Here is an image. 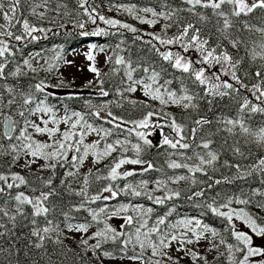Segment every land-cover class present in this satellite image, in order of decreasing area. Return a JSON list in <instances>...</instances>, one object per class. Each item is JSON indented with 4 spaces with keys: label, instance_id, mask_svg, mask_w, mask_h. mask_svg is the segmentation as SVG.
Returning <instances> with one entry per match:
<instances>
[{
    "label": "snow or ice",
    "instance_id": "obj_1",
    "mask_svg": "<svg viewBox=\"0 0 264 264\" xmlns=\"http://www.w3.org/2000/svg\"><path fill=\"white\" fill-rule=\"evenodd\" d=\"M182 2L188 6L186 11L196 17V22L174 20V17H177L185 9L171 8L167 0H163L160 5L162 10L159 12L152 7L140 9L144 13H150V19L140 16L136 12L135 5L131 7L118 6L144 24L156 25L160 19L173 21V23L163 25L161 29L163 34L147 33L151 39L145 43L155 51L162 61L167 62L172 69L181 73V76L174 77L179 81L178 88L172 87L173 79H163L161 82L162 73H167V69L163 65H161L160 70H157L152 64H148V66L136 64L134 66L130 58L126 59L125 56L115 55L114 66L108 72L102 73L96 66V56L93 54L97 45L91 44L89 51L85 53L86 59L90 62L88 71L95 75L100 85L99 95L101 97L110 95L103 86L105 81L102 76L123 73L120 80L121 86L114 89L118 99L101 104L90 115L113 125V129H123L126 125H132V127L127 128V132L129 135L135 133V136L142 143H131L127 138L116 139L111 143H105L101 149L100 140L111 136L113 130L94 127L80 112L72 111L69 115V109L66 105L63 106L64 115H58L59 107L49 102L54 93L47 91V89L64 86L63 74H61L60 82L57 85H51L45 80H40L38 83L29 84L27 91L18 90L15 85H5L3 91H0V108L13 109L15 107L16 113L20 117L19 120H15L11 115L4 116V138L9 141L14 138L20 143H10L7 150L0 143V156H11V160L8 162L9 173L0 172V199L6 197L0 203V219L6 217L12 223V229H8L4 223H0V229H4V231H0V238L8 235L16 236L14 229L16 228L17 217L28 220L30 216L29 223L32 227L27 246L37 250L43 249L45 254H48L46 242L58 245L61 250H64L66 248L65 240L70 239L75 241L79 251L67 248L64 254L73 252L74 256L84 261L86 257L91 260V257L88 256L91 253L95 257V264H104L105 259H127L138 262V264H220L221 258L225 256L227 257V264H264V199L256 201L252 199L256 196L264 198V191L259 188L253 189L248 198H244L243 195L228 196L223 202L218 203L213 198L211 203L196 204L197 208H206L207 212H201L200 216L181 217L175 222L169 220L176 211V207L173 205L163 215L157 216L151 226L149 221L154 210L152 207L146 208L143 204L119 203L110 207L105 203L103 206L97 205V208L91 207L97 201L107 202L116 199L121 194L127 195L129 193L133 197L144 196L155 205H164L167 201L181 197V191L168 188L167 181L159 179L155 181L156 187L153 191H159L163 188L165 189L163 196H154L151 191H148L149 181L146 179L141 180L138 185L125 183L121 186L115 183L118 180H127L128 177L136 174L131 170H122L124 165H141V171L144 173L154 170L153 163L142 158V153L146 148H160L166 145L174 150L169 153L170 156L180 155L184 160L195 158L198 162L192 165L176 160H169L167 164L170 169L184 168L191 173L190 176L180 175L169 178L172 183L187 180L192 186L203 183V181L197 180V173L207 176L212 181V177L208 175V169L217 170L215 165L220 161L221 155L220 152L212 150L214 143L212 137L219 132L225 131L232 137L239 134L252 138L254 143L264 148V126H260L258 130H253L247 123V118L251 115L264 114V64L255 67L254 71L246 70L241 75V65H246V59L239 55L243 46L245 56L250 57L251 61L254 62L257 58L264 60V26L256 27L247 19L240 20L242 17H251L257 10H260L261 14L264 15V0H182ZM20 3L21 0H0V18L4 21V23H0V81H6L9 75L13 78L26 75L19 64L9 69V64L12 63L9 57L15 55L12 50V40L20 42L28 37L36 40L38 37L34 33L52 31L51 28L45 29L30 23L27 18H17ZM49 3L50 0H41L40 3H35L31 8V14L39 20L45 19L49 10ZM77 4L83 10L82 14L92 24H95L99 19L105 25L112 27L118 25L132 33L139 31L130 24L98 14L96 8L92 7L90 0H77ZM38 8H42L44 11L38 12ZM60 8L66 9L67 6L61 4L52 10L59 12ZM201 9L210 10V12L206 13ZM63 14L70 15L67 11ZM53 22H55L54 19ZM238 22L239 28H237ZM174 25L177 28L176 33L168 36V30ZM17 26L21 30L19 35L12 30ZM75 26L85 29V22L78 21ZM60 27H64V24H61ZM241 30L259 33V41L254 40L251 48H249L241 37L234 35V32ZM213 32L217 35L214 36ZM108 34L105 29L99 27L80 33L81 36L85 37ZM135 39L142 40L143 37L137 35ZM154 41L158 42L160 46H164L166 50L162 51L161 47L157 46ZM225 41L231 49L236 50L235 53L229 50L224 43ZM172 45L179 46L182 51H173L169 47ZM116 47L119 49L120 45L118 44ZM99 50L104 51L103 48ZM191 51L198 53L197 58L193 59L185 55ZM36 57H41V53H35L33 59ZM55 61L57 63H50L45 60L47 67L41 65L40 69L33 67L29 59H24L23 65L27 66L32 73L39 70L51 73L53 70L59 71L58 62L62 61L67 66L74 64L73 61L67 60L60 54H57ZM107 62L113 63V57L108 56ZM213 67H217L216 72L211 71ZM6 69H8L7 72ZM141 71L146 78L134 76L135 73ZM224 77H228V79H224ZM185 80L190 81L200 90H192L185 83ZM92 83L93 81H89L88 85L91 86ZM242 90L250 95H245ZM138 91L142 92L144 97L158 101L161 106H176L185 112L196 113H199L201 100H206L210 106L216 98L236 99V117L217 118L216 124L221 127L212 131L213 120L205 115L192 119V126H189L183 122V118L178 119L170 112H163V107L160 111L148 110L144 112L138 120H125L122 116L113 113L109 107L110 104L122 108L125 102L134 107L141 106L150 109V104L131 99L125 95ZM89 107L92 106L89 104ZM161 116L174 135L164 134L162 143L154 145L152 140L148 138L151 132L144 130L153 128L162 130L164 125L158 120ZM61 124L68 127L62 130ZM237 128L239 133L235 131ZM91 133H96L100 139L85 143L86 137ZM34 134L46 136L47 139H35ZM198 137L200 142L197 144ZM226 143L227 140H225ZM129 145L135 154L134 158L127 156L130 151ZM194 146L202 149L203 154L195 152L194 157L187 155L186 150L192 149ZM232 151L236 155L244 156L240 147H233ZM21 152L24 157L21 167L31 169L38 161H44L38 165L39 171H51L53 175L49 177L37 176L36 181L33 182L19 172H11V167L19 164ZM113 153H120V155L113 157ZM89 156L93 157V163L97 164L105 158L112 157L111 164L106 166L107 174L100 175L98 174L99 170L93 172L92 169H89L87 174L83 176L82 187L78 191L72 189L69 183L67 185L69 193L80 197V202L72 205L69 211H61L60 215L63 218L61 221L50 218L51 214L56 211L52 197L60 194L53 185L57 168L67 167L63 178L60 180V185L64 186L68 177L78 176L81 166L84 165ZM223 166L235 168L236 178L244 179L246 176L252 175L253 172L264 174V157L259 158L255 167L247 172L242 171L239 163L233 164L228 160L223 161ZM90 177L96 181L110 182L96 194L90 196ZM223 182L231 183L232 181L228 177H224ZM34 183H38L42 187H33ZM220 183L222 181L217 179L208 183L207 187L212 188L214 184L219 185ZM261 183L264 184V181ZM22 186L29 190V194L20 190ZM205 195V190L201 188L198 191H191L186 198L189 201H196L204 198ZM217 195L219 194L217 193ZM234 204L245 207H233ZM249 205H252L253 208L249 209ZM10 207L13 209L11 214ZM82 211L87 213V217L83 220H79L71 214ZM129 211L138 215L122 216ZM207 213L220 218L225 227L218 229L204 222L201 217ZM116 217L123 220V224L119 228L110 223ZM41 218L43 224L40 222ZM105 245H116V251L120 255L117 256L116 251L106 248ZM222 247L224 251H221ZM130 250L132 254H129ZM14 251L18 256L19 249L14 250L11 244L8 249L0 246V254L7 253L9 257L8 264H11V256ZM149 252L150 255H146ZM25 255L27 254L25 253ZM210 256L211 259H209ZM48 259L52 264L51 255L48 256ZM17 264H19L18 260Z\"/></svg>",
    "mask_w": 264,
    "mask_h": 264
},
{
    "label": "trees",
    "instance_id": "obj_2",
    "mask_svg": "<svg viewBox=\"0 0 264 264\" xmlns=\"http://www.w3.org/2000/svg\"><path fill=\"white\" fill-rule=\"evenodd\" d=\"M41 0H21L20 6L17 10V18H27L30 23L37 25L38 27H44L45 29L51 28V32L46 33H34L38 37L36 40H32L31 37H28L24 41L17 42L15 40L11 41L12 44V50L15 53L14 57H9V59L12 61V63L9 64V69L14 68L17 64L21 65L23 63V60L28 52H34V51H40L43 54L50 55L52 53H56L62 55L64 58L70 53L71 50L74 48L79 47L81 44L87 42V41H93L97 44H107L111 46V52L110 56L113 57V63H110V65L107 67V69L104 72H108L111 67L114 66V58L115 55H122L125 56V58H130L133 61L134 66L136 64H143L144 66H148V64H152L154 67H156L157 70H160L161 65H163L167 69V73H162L161 81L163 82V79H173V88L179 87V81L177 79H174V77L181 76V73L177 72L175 69H172L167 62L162 61V59L151 49V47L145 43V41H148L151 39L150 36L147 35V33H154V34H163L161 31L159 32H150L148 30H145L142 26L134 23H128L132 25L133 27L137 28L139 31L137 33H132L128 31L127 29L120 28L118 25L116 27H106V25L97 19L96 22L102 23V29H105L109 34L108 35H101V36H81L80 33L82 31L88 30H94V29H87L89 28L92 23L88 20L86 16L82 14L83 10L79 8L77 4V0H50L49 3V10L47 12V16L43 20H39L35 15L31 14V8L35 5V3H40ZM90 3L92 7H95L97 10V13L100 15H104L103 10L101 9V6H96V4H105V3H112L116 5H135L136 9H142L145 7H152L154 9L162 10L160 5L163 3V0H90ZM167 3L171 8H181L185 9V11H181L177 17H174V20H180L181 22L185 21H191L196 22V17L192 16L191 13L187 12V5L182 2V0H167ZM66 5L67 8H60L59 12L53 11L52 9H55L58 5ZM37 11H44L42 8H38ZM67 11L70 13V15H64L63 13ZM206 13L210 12V10H203ZM106 17V16H105ZM53 19L55 22H53ZM247 19L249 23L252 25H255L256 27H262L264 26V15L261 14L260 10H257V12L253 13L251 17H242L240 18L241 21ZM78 21L85 22V29H80L76 27V23ZM0 23H4L3 19L0 18ZM15 23V21H13ZM123 23V22H122ZM168 23H173V21H168ZM61 24H64V27H60ZM237 28H239V22L237 23ZM16 32V34H21L20 27L17 26L15 29H12ZM177 31V28L175 25L168 30L167 35L171 36L175 34ZM137 35H140L143 37L142 40H137L135 37ZM213 35H217L215 32H213ZM234 35L241 37L247 44L249 48L252 46V42L259 41L260 35H257L255 31L247 32L244 30L234 32ZM123 41V43H121ZM154 43L157 44V46L161 47V50H166L164 46H160L158 42L154 41ZM225 45L229 48L230 51L234 52L236 50L231 49L230 45L227 44V41L224 42ZM120 45V48L118 49L116 46ZM173 51H182V49L179 48L177 45L169 46ZM239 55L242 57H245L246 59V65H241V72L240 74L243 75V73L246 70H255V67L259 66L258 64H253L250 61V57L245 56V51L243 50V46L241 51L239 52ZM191 58L195 59V56L192 55ZM264 64V63H263ZM122 67V66H117ZM8 69H6V72ZM212 72L217 71V67L211 69ZM102 72V73H104ZM26 75H22L19 78H13L10 75L8 76V79L6 81H0V91H3V88L5 85H15L18 90L23 89L25 91L28 90L29 84H35L38 83L40 78L37 76V73H32L29 69L25 72ZM186 76V74H184ZM123 76V73L121 72L118 75H111L108 76H102V79H104V88L105 90L109 91L110 95L108 97H101L99 94H89V92L85 93L79 90H73L69 89L66 85L61 86L65 89L62 91V95H58V100H62L65 103H67V107L74 110V111H81L88 115L92 111L96 110L95 105H101L103 103H106L108 101H114L118 99V97L115 95L114 89L116 87L121 86L120 80ZM134 76L137 78L140 77H146L145 74L141 71L138 73H135ZM224 79H228V77H224ZM45 80V79H43ZM47 83V80H45ZM185 83L188 84V86L194 90L199 91V87L192 85L190 81L185 80ZM99 85V83H98ZM100 87V85H99ZM245 95H250L246 91L242 90ZM130 98V97H129ZM251 98V97H250ZM133 99V98H131ZM143 103H147L151 105L150 109H145L141 106L134 107L132 105L124 103V107L117 108L114 104H110L109 107L113 111L114 114H117L119 116H122L125 120H138L141 118L142 114L148 110H154L155 106L153 103L149 101H143L138 100ZM89 104L92 107H89ZM5 111L8 115H14L16 112L15 107L13 109H8L7 107H4ZM107 111V110H106ZM237 112V100L224 97V98H216L212 105H208L206 100L200 101V110L199 113L196 112H170L174 116H176L178 119L183 118V122L186 123L189 126H192V119L199 118L200 115H205L209 119L213 120L212 125V131H215L217 127H221L220 125L216 124L217 118H235ZM93 117V116H91ZM93 126L96 127H103L105 129L113 130V134L104 141H100V148H103V145L105 143H111V139L117 138L119 134H121L122 138H127L131 143H137L141 141L138 140V138L135 136V133H132L129 135L127 132L128 127H132V125H126L123 129H113V125L108 124L106 121L98 120L95 117ZM161 118V117H160ZM162 119V118H161ZM160 119V120H161ZM247 123L250 127H252L253 130H258L260 126H264V114H253L250 117L247 118ZM166 125V124H164ZM207 128V126H206ZM162 136L164 134H170L174 135L170 132V129L167 127V125L163 128ZM148 132H151L152 129L146 130ZM237 133H239V129L237 128L235 130ZM152 140L153 144H159L162 142L155 143L152 139V135L148 137ZM122 139V140H123ZM214 140V143L212 145L213 151L220 152V161L215 165L217 170H213L212 168L208 169V175L212 177V181L214 180H221L222 183L219 185H213L212 188H208V183H212L208 179L207 176H204L200 173L196 174V178L198 181H203V183H198L195 186H192L190 181H187L183 183L179 187H171L173 190H179L181 191V197L179 199H174L172 201H167L164 205H155L152 203V201H149L146 199V197L141 196L140 198H133L131 196H119L115 200H112L109 203H121V202H127L130 201L132 203L140 204L145 203L147 205L156 206L161 209H166L167 207H172L175 205L177 213H188L193 214L195 216H200L201 212H207L206 208H197L196 204H206L211 203L213 198L217 200V202H223L226 200L228 196H240L243 195L244 198H248L251 195V192L253 189H261L264 190V184L261 182L264 181V174H261L259 172H253L252 175L246 176L244 179H237V172L235 168H227L223 166V161L228 160L230 163H239L241 165L242 171L247 172L250 171L252 168L255 167V165L258 163L259 158L264 157V148H261L256 143L253 142L252 138H247L243 135H237L235 137L230 136L227 132L221 131L214 137H212ZM225 140H227V143L225 144ZM200 142L199 137L196 140V143L198 144ZM233 147H240L241 151L244 152V156H239L233 153L232 148ZM130 151L127 153V156L134 158V152L131 151V146L129 145ZM174 150L168 148L166 145L160 148H146L145 151L142 153V158L145 160H149L154 165V170H150L146 173L142 172V166L141 165H124L122 170H131L134 171L136 174L134 176L128 177L127 180H118L115 183L119 184H125V183H132L133 185H138L141 180H158L161 178H167V177H178L180 175L190 176L191 173L187 171V169L180 168V169H170L167 164L169 160H176L177 162H183L188 163L190 165L197 163L198 161L193 158L192 160H184L180 155H169V153H172ZM185 151V150H181ZM187 155L193 156L195 152H200L203 154V150L196 148L195 146L192 149L186 150ZM72 154L70 153V156ZM120 153L113 154V157L119 156ZM0 163V172H3L5 174L9 173V166L8 162ZM112 162V157H108V159L100 165L97 169L92 170L93 172H96L99 170L98 174L100 175H106L107 174V167ZM13 167V166H12ZM11 167V168H12ZM67 170L66 168H57L55 172V179L53 181V185L57 188V191L60 193L56 197H52V202L56 206V211L51 214L50 218H54L57 221H61L63 218L60 215L61 211H69L70 207L74 204H77L80 202V197H77L75 195H72L69 193L67 185L70 183L71 188L75 190H79L82 187V182L76 186L75 185V177H68L66 184L64 186L60 185V180L63 178L64 172ZM12 172V170L10 169ZM24 175L27 179L30 181L35 182L37 179V176H44L49 177L52 176L53 173L50 171L48 173H41L37 175ZM224 177H228L231 183H225L223 182ZM90 186H89V195L96 194L104 185L109 183L110 181H96L93 177H90ZM33 187L40 188L42 185L38 183H34L32 185ZM201 188H203L206 192V195L204 198H200L196 201H189L187 200V195L190 194L191 191H198ZM20 190H24L26 194H29L28 189H24L23 186ZM15 191V190H14ZM217 193L219 195H217ZM107 193H105L106 195ZM165 192H162L160 195L163 196ZM154 195V194H153ZM156 196V195H154ZM261 197L256 196L252 197L253 201L260 199ZM3 199H6L3 198ZM3 199H0V203L3 202ZM99 201L96 202V204H92L91 207L96 208V205ZM10 210V208H9ZM73 216H76L79 220H83L85 217H87L86 212H80V213H71ZM159 214V213H158ZM204 222L209 223L219 229H223L225 227L224 222L215 216H213L211 213H207L206 215L201 217ZM31 217L29 216L28 220L23 219L22 217H17L16 220V228L14 229L16 236H5L3 238H0V246H3L5 249H8L10 244L13 246V249H19V255L17 256L14 254L11 256V264H17V260L19 261V264H50L48 256L51 255L52 257V264H95V257H93L90 253L88 254L89 257H91V260H89L87 257L84 261H81L79 257L74 256L73 252H67L65 255L67 248H72L75 251H79V249L76 248V243H72L68 240H65V246L66 248L64 250H61V247L58 245H53L51 243L46 242V248L48 249V254H45L44 250H37L34 248L28 247L29 243V236H30V230L32 225L29 223V220ZM90 219V218H89ZM41 224H43L42 218H41ZM0 223H4L8 229H12V223L5 217L3 219H0ZM61 227H63V224H61ZM0 231H4V229H0ZM106 248L110 250L116 251L117 246L116 245H105ZM25 253L27 255H25ZM129 254L131 253V250L129 251ZM116 255L119 256L120 253L116 251ZM9 257L7 256V253L0 254V264H8ZM220 264H224V258H221Z\"/></svg>",
    "mask_w": 264,
    "mask_h": 264
},
{
    "label": "rangeland",
    "instance_id": "obj_3",
    "mask_svg": "<svg viewBox=\"0 0 264 264\" xmlns=\"http://www.w3.org/2000/svg\"><path fill=\"white\" fill-rule=\"evenodd\" d=\"M121 5H124V4H121ZM96 6H101V9L103 10V13L105 14L106 18L116 19V20H119V21H121L123 23H127V24L128 23L138 24V25L142 26L145 30H148L150 32H159V31H161L163 25L165 23H168V21H164L163 19H160L156 25H148V24L141 23L139 20L134 19L132 14H129L128 12L124 11L123 8L118 7L119 5H116V4L114 5L112 3H105V4H102V5L97 3ZM124 6L131 7V5H124ZM155 10L157 12L161 11V10H158V9H155ZM136 12L140 16L145 17L146 19H150L151 18V14L150 13H144V12L140 11V9H136ZM97 27L102 28V23L101 22H96L95 24H92L87 29H96ZM106 27H109V25H106ZM256 34L260 35L259 33H256ZM91 44H96L97 45V48L93 51V54L96 56V66L101 70V72H104L107 69V67L110 65V63L107 62V57L110 56L111 46L107 45V44H97V43H95L93 41H87V42L81 44L79 47L74 48L73 50H71L70 53L65 57L67 60H70V61L74 62L73 66H67L62 61L58 62L59 63V71L53 70V72H51V73H49L47 71H44V70L37 71L36 73H37V76L40 78L39 80L45 79V80H47L48 84L57 85L60 82L61 74H63L64 85L69 87V89L79 90V91H82V92H85V93L89 92V94H99L98 81L96 80L95 75L88 71V65H89L90 62L85 57V53H87L89 51V46ZM100 48H103L104 51L101 52L99 50ZM37 52L41 53L40 51L28 52L26 54L25 58H24V59H29L30 62L32 63L33 67H36L37 69H40L41 65H44V67H47V65H45V60H48L50 63H57V61H55L56 53H52L51 55H50V53H48L46 55L41 53V57H36L35 59H33L34 54L37 53ZM185 55H188L190 57L192 55H194L195 58H197L198 53H196L195 51H191L190 53H187ZM250 61H251V59H250ZM251 62L253 64L260 65V64L264 63V60H261V59L257 58L254 62L253 61H251ZM20 66H21L22 71L24 73L28 70L27 66L23 65V63ZM213 68H215V67H213ZM78 69H80V70H78ZM89 81H93L91 86L88 85ZM64 89L65 88L61 87V86L60 87H52V88L47 89V91H50V92L54 93V96L50 97L49 102L51 104H55V105H57L59 107L58 115H64L63 106L64 105L67 106V103H65L64 101L55 99V98H57L58 95H62L63 94L62 91ZM125 95L130 97V98H133V99L149 101V102L153 103L154 106H155V111H160L162 107H163V112H182L183 111L182 109H180V108H178L176 106H161L158 101H152L149 98L144 97L142 92H140V91H138L136 93H126ZM99 106L100 105H95L96 108H98ZM68 109H69L68 114L70 115L71 112L74 111V110H72L70 108H68ZM76 112H80L82 115H84L85 119L89 123H92V124L94 123L95 119L93 117H91V115H88V114H86L84 112H81V111H76ZM0 113H2V114H0V143H2L4 145V147H5V150H7L8 149V145L10 143L19 144L20 142L19 141H15L14 138H13L12 141H9L6 138H4V136H3L4 116L8 115V114L6 113L4 107L0 108ZM12 117L15 120H19L20 119V117L18 116V114L16 112L14 113V115H12ZM161 118L160 117L158 118L159 122L162 125L166 124L163 116H161ZM165 126L166 125H164V127ZM60 127L63 130L65 128H67L68 126L61 124ZM94 127H96V126H94ZM29 131L31 132V130H29ZM144 131H146V130H144ZM163 131H164L163 129L162 130L154 129V128L152 129L151 135H152V139H153V141L155 143L162 142V137H163L162 136V132ZM16 134H18V133H16ZM34 138L38 139V140H46L47 139L46 136H39V135H36V134H34ZM99 139H100V137L97 136L96 133H91V134H89L86 137L85 143L94 142V141L99 140ZM116 139H121L122 140L123 138H122L121 134H119L117 136V138H115L113 140L111 139V142H113ZM100 141H104V139L100 140ZM113 154H115V153H113ZM9 159L11 160V156L10 155L0 156V163L7 162ZM107 159L108 158H105L104 160H102L100 163L97 164V163H93L94 158L89 156V158L85 161L84 165L81 166L78 176L75 177V185L78 186L83 181V176L87 174L89 169H92V170L97 169ZM23 162H24V157H23V153L21 152V160H20L19 164L13 165V167L11 168L12 172H19L21 175L22 174H25V175H37V174H41V173L50 172V171H43V172L39 171L38 165L44 163V161H38L37 164H34L31 169L21 167L20 165H22ZM169 178H172V177L161 178L159 180L167 181V187L168 188L179 187L183 183L186 182V180H185V181H180L179 183H175L174 184V183L171 182V180ZM155 181L156 180L149 181L147 190L151 191L152 194H154L156 196H161L160 194L162 192H165V189L161 188L159 191H153L155 189V187H156ZM117 184H119V183H117ZM119 185L123 186L124 184H119ZM262 191H264V190H262ZM120 196H131V197H133L130 193L127 194V195L121 194ZM133 198H140V197H133ZM260 199H264V198L261 197ZM260 199H257V200H260ZM111 201H107V202L99 201L97 203V205L103 206V204L107 203L110 207H114V206L119 204V203H114L113 204V202L109 203ZM121 203H123V202H121ZM124 203L131 204V205H137L136 203H132L130 201H127V202H124ZM140 204H143L146 208L147 207H152L153 210H154L153 214H152V218L149 221V225L150 226L155 221L157 216L163 215L167 211V209L170 208V207H167L166 209H161L159 207L147 205V204L141 203V202H140ZM97 205H96V208H97ZM233 207H245V206H243V205H235L234 204ZM248 207H249V209L253 208L252 205H249ZM9 211H10V214H11L13 212V209L10 207ZM123 215L136 216L138 214L135 213V212L129 211L128 213L122 214V216ZM192 216H195V215L188 214V213H177V214L173 213V216L170 217L169 220L172 221V222H175V220H177V219H179L181 217H192ZM110 223H112V225L114 227L119 228V226L121 224H123V220L120 217H116V218H113V220L110 221ZM93 230H95V229H93ZM68 241H70L72 243H75V241L70 240V239ZM137 251H139L138 248H137ZM221 251H224L223 247L221 248ZM146 255H150V252L147 253ZM222 258H224V264H227V257L225 256V257H222ZM209 259H211V256L209 257ZM104 264H138V262H132V261H129L127 259H124V260H120V259H115V260L105 259L104 260Z\"/></svg>",
    "mask_w": 264,
    "mask_h": 264
},
{
    "label": "water",
    "instance_id": "obj_4",
    "mask_svg": "<svg viewBox=\"0 0 264 264\" xmlns=\"http://www.w3.org/2000/svg\"><path fill=\"white\" fill-rule=\"evenodd\" d=\"M4 131H5V128H3V133H4Z\"/></svg>",
    "mask_w": 264,
    "mask_h": 264
}]
</instances>
